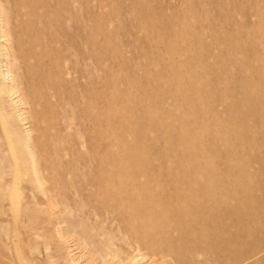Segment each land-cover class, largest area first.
Instances as JSON below:
<instances>
[{"label": "rangeland", "instance_id": "rangeland-1", "mask_svg": "<svg viewBox=\"0 0 264 264\" xmlns=\"http://www.w3.org/2000/svg\"><path fill=\"white\" fill-rule=\"evenodd\" d=\"M76 6L98 121L0 102V264H264V0Z\"/></svg>", "mask_w": 264, "mask_h": 264}, {"label": "bare ground", "instance_id": "bare-ground-1", "mask_svg": "<svg viewBox=\"0 0 264 264\" xmlns=\"http://www.w3.org/2000/svg\"><path fill=\"white\" fill-rule=\"evenodd\" d=\"M0 1L3 3L5 12L9 14V18L3 20L2 5L0 3V35H2L0 38H3L4 42L7 43V45L0 43V102L4 104L5 97H9L10 106L15 110L14 115L21 122L19 124L26 121L24 110L27 106H33L35 109L43 106L50 110L48 111L50 116L53 112L55 114L58 108L52 106L54 99L62 105L69 104L71 101L73 111L70 113L64 111L61 114H63L66 124H70V126L72 120H78L77 132L80 131L79 121L81 118L84 119L86 116L93 123L97 122L95 93L90 89L95 87L97 81L94 29L92 28L89 33L87 44L89 49L86 52L79 41L72 44L70 42L72 38H79L81 35L79 26L80 10L76 6V4L79 5L80 0ZM68 22L74 23V26L68 27ZM56 45L57 48L55 49ZM10 49L14 52L11 53ZM54 53L58 58L53 57ZM86 63L88 67L87 70H84ZM69 77L72 81L69 80ZM58 79L61 84L57 83ZM83 79L86 80V85L79 82ZM69 89L84 91L82 94L87 96L86 104L84 106L81 103L78 105L77 98L69 96ZM42 90L43 92H40ZM14 96L19 101H14ZM2 106L4 105H0V108L3 109ZM64 108L61 107L62 110ZM40 109V112L37 110L33 112L34 122H39L44 115ZM26 113L29 114V112ZM11 116L13 114L7 115V117ZM8 119L6 120L8 121ZM6 123H10V120ZM32 125L35 124L32 123ZM6 128L9 131L12 130L10 129L11 125L10 127L6 125ZM71 128L73 129V125ZM57 129L65 132L70 128L58 123ZM26 133L25 141L19 143L18 147L25 149V160L27 159L26 161L30 162L35 180L41 186L42 180L39 176L40 158L37 157L38 153L35 152V149L37 150L42 146L35 144L32 132L27 131ZM90 136L92 138V134ZM19 179L20 177L17 175L16 181ZM106 188H108L107 184L105 185ZM13 195L16 197L15 193Z\"/></svg>", "mask_w": 264, "mask_h": 264}]
</instances>
